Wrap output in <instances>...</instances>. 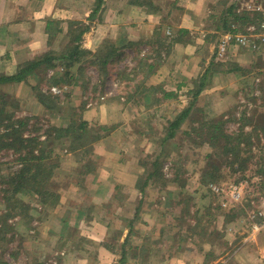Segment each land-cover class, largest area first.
Returning a JSON list of instances; mask_svg holds the SVG:
<instances>
[{"label": "crops", "instance_id": "obj_1", "mask_svg": "<svg viewBox=\"0 0 264 264\" xmlns=\"http://www.w3.org/2000/svg\"><path fill=\"white\" fill-rule=\"evenodd\" d=\"M105 1L89 19L96 0H0V75L13 76L22 63L47 52L49 45L59 40L67 43L69 26L84 28L81 39L85 50L99 54L104 43L118 48L108 75L99 76L97 66L90 67L97 70L93 72L97 78L88 81L91 85L85 93L90 95L97 89L103 90V85L118 75L114 68L129 63L130 70L119 74V80L127 86L126 91L133 94L123 97L124 102L108 97L104 105L98 104L100 108L108 109L109 114L112 109L115 112L116 109H144L147 112L143 124L148 127L159 120L172 122L174 112L181 114L190 105L188 93L194 89L192 80L204 74H201L198 48L205 43L208 45L211 34L227 33L229 24L224 26L222 21L228 10L219 8L228 9L234 0H150L153 7L149 6V10L128 0ZM239 3L235 2L237 7L232 4L234 13ZM183 29L191 32L195 43L172 41V38H183V32L180 35ZM165 42L168 47H159ZM239 49L234 48L238 52H231L227 61L236 62L240 67L243 64ZM138 61L168 65L164 64L147 82L140 83L145 74L141 73L137 79H133L132 74L138 70ZM232 77L237 87L243 84V76L238 78V72H214L211 84L199 98L210 101L212 109L222 113L229 107L227 101L234 88ZM34 85L36 79L32 77L28 83L17 87L18 95L21 93V99L27 104L22 108L25 112L33 108L42 110V106L34 102ZM6 86L8 84L1 87ZM138 87L144 91L155 90L152 98L156 99L146 96L136 100L133 95ZM78 94L81 95L79 89ZM162 94H170V97L179 94L183 100L172 102V97L167 104ZM119 102L123 105H117ZM166 108L172 109V115L162 116ZM86 114L91 120L96 111ZM125 129L112 131L103 138L98 153L95 150L87 159L74 161L75 180L61 187L64 189L59 192L61 199L56 214L40 218L50 223L47 227L50 238L46 236L44 245L46 249L50 246L48 251L53 255L62 252L61 264H264V232L258 236L252 234L250 216L239 220L228 217L238 210L223 213L216 209L218 205L232 208L241 204L223 207L220 199L218 202L212 195L213 201L199 198V206H206L202 211L207 212V220L210 219L206 233L196 225L195 218L191 219L192 224H186L185 219L189 217L182 213L186 196L182 188L188 187L190 182H178L182 177H170L165 168L163 173L169 180L166 183L144 181V176L148 178L153 171L140 164L151 132L143 129L137 135L132 127ZM97 154L100 162L92 171L94 164L90 159ZM71 174L74 175V171ZM196 183L199 188L201 183L198 180ZM207 191L213 194L208 186ZM210 209L218 213L211 214ZM243 229L245 232H241Z\"/></svg>", "mask_w": 264, "mask_h": 264}, {"label": "rangeland", "instance_id": "obj_2", "mask_svg": "<svg viewBox=\"0 0 264 264\" xmlns=\"http://www.w3.org/2000/svg\"><path fill=\"white\" fill-rule=\"evenodd\" d=\"M128 1L136 5L134 0ZM143 1L146 4L144 7H147L148 10L150 9L149 6L153 7V4L150 5V0ZM239 1V8L237 9L238 14L236 13V15L250 14L252 17V14L247 11H243L242 14H239V9L242 5L246 4L248 0H234V3L230 2L228 9L226 7L224 8V6L219 8L222 11L228 10L223 14L224 20L222 24L224 26L228 23L227 18L234 15L233 11L232 13L229 11L230 7L232 4L237 7L235 2L238 3ZM105 2L106 1H104L103 5ZM95 12L96 10L92 12L89 19H91ZM231 19H233V17H231ZM248 22H241L242 24L236 23L235 25H239V28L243 29ZM216 31L219 32L221 30ZM181 33L183 36L182 39L172 38V41L175 43L179 41H183L184 43H195L191 37L190 31L183 29ZM223 35L221 33L211 34L208 39V45L205 43L201 48H198V55H200L199 61L201 60L199 64L202 66L201 70L203 71L201 74H204L201 78L198 77L192 80L194 89L188 93L190 97L189 104L195 103V111L188 119L184 120L181 127L176 131L175 137L170 139L171 142L168 143L167 146L165 145V140L168 137V132L166 130L170 123V119L166 121L159 120V123L150 124L148 127L146 124H143L147 112L144 109H116V112L112 109L109 114L108 109L100 108L101 105H98L105 104L108 97H116L121 100L123 97L129 95L130 92L126 91L127 86H124L125 83L119 80V74H126L128 73L127 70H130V68L127 67L130 65L129 63H121L114 68V71H117L118 75H114L112 77L113 79H111L108 84L105 83L103 85V90L100 91V89H97V91L94 92L95 94L97 93L96 97L95 94L90 93V95H88L85 93L86 89L91 85L88 81H91V79L96 80L97 78V75L93 73L97 71L94 70L95 66L98 68L99 72L97 71V73L99 76L103 74L108 75L111 68L110 65L114 62L105 65L104 60L107 59L110 53H116L118 49L111 43H104L101 52L94 55L84 49L82 45L83 40L81 39L80 49L83 53L79 55L80 57H78V54L75 55L71 53L69 57L67 55V57L63 59H56L54 62L55 67L49 69L46 72V76L44 75L41 79L34 78L36 79V85L33 87L31 86L34 94L33 98L34 102L37 101L38 104L42 106L41 111L34 108L30 112L22 110L23 106L26 107L27 104L25 100L21 99V93L19 95L17 93L20 91L17 88L20 85L19 83L8 84L5 89L0 86V91L4 95V97L0 95V108L4 109V115L2 116L3 123L1 124L0 122L1 144L11 142V140H9L11 138H8L6 135L12 129L11 125H13V128L18 129L19 127L21 128L20 122L25 121L27 126L21 128L24 138L38 139L39 146L35 147L33 151L35 155L39 154L40 148L51 151V154H48V159L44 161V164L45 166L51 164V168L54 170L50 178L49 172H38L34 181L29 180V177L24 175L25 182L21 183L24 185L19 188L12 182L10 177L19 169V166H22L18 158L27 155L28 150L26 151L25 149L16 153L13 148L0 147V264H38L39 262H43V264L62 263V258H60L62 252H57L58 254H55V256L48 251L51 250L48 248L50 246L48 245L46 249L44 245L47 239L46 236L50 238L47 233V227L50 223H47L48 219L46 221H41L40 218L48 214H56L57 206L61 199L59 194L61 187L75 180L76 170L72 168L77 167H75L74 161L84 158L87 159L90 155H94L95 150H97L98 153V145L101 143V140L112 131H116L120 128L125 129L132 127L137 135L143 129L144 132L146 129L151 132L149 137L150 141L145 145L140 156V164L143 168H153L152 164L158 157L156 154L159 153L160 155V152L164 150L169 151V154L167 153L168 155H163L159 160L162 168H165V172L168 173L170 177H172V175L173 178L176 176L182 177L178 182H186L187 180L190 182V184H187L188 187L184 186L182 188L186 195L183 197L185 200L182 206V213L187 212L186 216L189 217V219H185L187 222L184 221L186 224H192L191 219L195 218L196 222H198L197 226L203 228V232L205 231L210 219L207 220L208 216L206 218L204 217L206 212L202 211V207L206 206H199V198H205L206 201H208V199L213 201L211 199L212 195L216 201L220 202L219 198L207 191V186L210 184L221 185L222 183L227 184L230 182H246L243 201L239 209H237V212L228 215L231 219L236 217L235 219L239 220V218L242 217H253L259 210H264V47L262 46L259 51L240 48L243 66L239 67V65L237 66L238 63L227 61V57L231 52H238L234 51L235 47L227 50L226 55L223 57L218 55V47ZM74 36H79L80 38L78 28L74 31ZM66 38L67 43L64 40H59L57 43L49 45V50L41 55L51 54L56 56V54H52L51 52L53 51L60 54L68 48L67 46L70 47V45H72L70 50L75 46L78 47V41L70 43L69 34ZM166 43L167 42H165V44H160L159 47H168ZM138 62V70H135L136 72L132 74H134L133 79H137V76L141 73L145 74L140 83L147 82V80L165 64L163 62L159 64L158 61L150 64L144 61ZM165 65H168V63ZM150 66L155 67L151 69L152 72L149 71ZM56 67L57 69L55 70ZM236 69H238V71H236ZM222 71L232 73L238 72V78L243 76V84L241 85L240 83L237 87L232 77L231 83L236 89L233 88V91L230 93V98L227 101L229 104L228 109L219 113L218 110L212 109L210 101L205 98H199L201 94L198 97L194 95L200 89L202 79L204 80V91L208 84H211L214 72ZM236 78L237 77H235V79ZM59 79L64 80V82L62 81V84L59 85L52 82L53 80L57 81ZM35 86L38 89H42L45 94L51 95L53 100L50 102L57 104L58 108L50 109L46 103L40 101V99L37 98V91L34 90ZM54 88L60 91L55 92L53 91ZM78 89L81 95L78 94ZM155 93V90L150 89L149 91H144L138 87L137 92H135L133 96L136 100L138 98H146V96L155 100L156 97L152 98ZM132 94L133 93H130V96ZM83 96H85V99H83ZM162 97L161 98L166 101L167 104V101L172 97V102L178 103L183 100L179 94L176 96L172 95V97H170V94H168V96L167 94H162ZM121 101L124 102L123 100ZM117 105L123 104L119 102ZM187 108L188 107L184 110ZM90 110L96 111L94 119L91 120L86 117V112ZM171 111V108L162 110V116L163 114H166L164 117L172 115L170 113ZM126 112L128 113L126 114ZM107 114L110 117H103V115ZM180 115V113L175 114L174 112L173 121ZM9 116L11 120L8 119ZM108 118L109 120H106ZM123 119L126 121H122ZM218 119H222V122L219 123L222 124L221 126L225 134L227 133L235 137L241 135V141L243 142H241L240 151L242 152L243 162L237 163L232 167L224 162H222V165L218 163L221 165V168H219L220 171L218 172V180L221 181L203 184L201 173L204 168L214 161H221V159L226 161L228 156L224 154L220 159L218 155L221 154V150L218 149L220 153L217 151L216 155V149L208 144H203L202 139L199 138L196 133H193L191 128L193 126H199L202 122L212 127L218 124L216 123ZM83 124L86 134L82 139H79L78 128H81ZM9 127H11V129ZM193 138H195V142ZM40 143H43V145ZM236 143L237 142H234V144ZM211 155L216 156L210 160L208 156ZM98 157L99 155L97 154L95 157L96 160L95 158L90 159V162H92L91 164H94L91 165L92 171H95L100 162ZM73 171L74 175L71 174ZM145 178H147V176H144V179ZM195 180L201 183L199 188L196 187V182L194 183ZM33 187L37 188L36 191ZM45 189L55 193L53 199H50V197L45 194ZM56 201L58 202L56 203ZM197 210H199L198 214L196 213ZM210 211L211 214L218 213L217 210L212 211V209H210ZM195 214L197 216H195ZM248 223H250L251 227V222L249 221ZM241 232H245V229L241 230ZM54 240L62 242V240Z\"/></svg>", "mask_w": 264, "mask_h": 264}, {"label": "trees", "instance_id": "obj_3", "mask_svg": "<svg viewBox=\"0 0 264 264\" xmlns=\"http://www.w3.org/2000/svg\"><path fill=\"white\" fill-rule=\"evenodd\" d=\"M105 0H96L95 3V10L96 12L102 7L103 3ZM136 4L138 3V5L140 6H145V2L142 0H137V2H135ZM235 7L231 6L230 7V12L232 13V10H234ZM232 9V10H231ZM95 12V13H96ZM234 15L229 16V18H227L229 27L227 28V32L229 31H234L232 28L233 24H242L243 22H248L251 21V16L250 14H242L240 16H237L236 13L233 12ZM231 17H233V19H231ZM242 22V23H241ZM51 23V22H50ZM227 27V26H226ZM68 33L70 35V43H73L75 41H78V47L75 46L73 47L71 50L70 48L72 47V45L67 46L68 48L64 50V52L62 53H56V52H51L52 54H56L55 55H51V54H44L41 56H38L36 58H34L33 60L29 61V62H25L22 63L17 71V73L13 76H5V75H0V86H3L5 84H11V83H28L30 78H36V79H41L43 77V73H46L49 69L55 67V60L56 59H63L64 57H69V54L74 53L75 55L78 54V57H80L79 55L81 53H83V51H81L80 49V43H81V34L85 31V29L83 28H78V34L79 36H74V31L76 29L72 28V27H68ZM181 33V31H180ZM73 54V56H74ZM89 54V53H88ZM71 57V56H70ZM114 57V52L110 53L107 57L106 60H104V64H108L112 62V58ZM94 64V63H93ZM70 65V64H69ZM68 65V66H69ZM155 67L150 66L149 67V71H151V69H153ZM103 69V68H102ZM152 72V71H151ZM62 81L64 82V80H53L52 82L55 83L56 85L62 84ZM203 87H204V80L202 79V83L200 84V89L195 93V97H198L202 91H203ZM34 90L37 91V98L40 99V101L46 103V105L50 108V109H56L57 104H55L54 102H50L53 100V97L51 95L45 94L42 89H38L36 86L34 87ZM0 95L2 97H4L3 93L0 91ZM6 104V103H5ZM3 108H0V122L1 124L3 123L2 121V116L4 115V109L3 112L1 113ZM55 111V110H53ZM58 111V110H56ZM195 111V103H191L188 108L186 110H184L181 115L175 120L169 123L168 128H167V132H168V137L165 140L166 141V146L168 143L171 142L170 139H173L175 137V133L176 131L181 127L182 123L184 122V120L188 119L190 117V115H192ZM9 120H11V117H8ZM12 122V121H11ZM214 122V121H213ZM222 122V119H218L216 123V125L208 126V124L202 122L199 126H193L191 129L193 130V133H196L197 136L199 138L202 139V143L203 144H208L209 146L213 147L214 149H216V155H217V151L219 152L218 149L221 150V154H219V158L221 159L224 154H226L228 156V158L226 159V161L222 160L221 161H214L210 164L207 165L206 168H204L203 172L201 173V180L203 182V184L206 183H213V182H220L221 180H218V172L220 171L219 168H221L222 162H224L225 164H227L228 166H235L237 163H241L243 162L242 160V152L240 151V145H241V135L238 136H231L229 134H225L223 129H222V124L219 123ZM20 126L21 128H23L24 126H27V123L24 122H20ZM9 127L11 129V131L6 134L8 136V138H11L9 140H11V142H5L2 143V140L0 139V147L2 146V148H13L15 149V152H20L21 150H28L27 155L21 156L20 158H18V160L21 162V167L19 166V169L14 172L12 174V176L10 177V179L12 180V182H14L16 184L17 187L21 188L24 184H21L23 182H25L24 180V175H27L29 177V180H33L35 179V177H37L38 172L41 173V171H46L49 172V178L52 177L54 170H52L51 168V164L45 166L44 161H46L48 159V154H51V151H46V149L44 148H40L39 149V154L35 155L33 153V151L35 150V147L39 146V141L36 138H24L23 136V130L19 127L18 129ZM211 132V133H210ZM192 133V132H191ZM192 133V134H193ZM86 134V130L84 128V124L83 126L80 128H78V138L82 139ZM241 134V133H240ZM5 138V137H4ZM193 141L195 142V138H193ZM234 142H237L236 144H234ZM41 145H43V143H40ZM169 146V145H168ZM74 148V147H73ZM78 149V148H75ZM53 152V151H52ZM169 151L164 150L160 153V155L156 158V160L154 161V163L152 164L153 166V171L150 173L149 177L144 179L145 180H154V181H158L161 184L166 183L168 180V178L165 177V174L163 173V168L159 163L160 158L163 155H168ZM220 153V152H219ZM214 155V156H216ZM213 155L208 156L209 159L211 160V158H214ZM229 160V163H228ZM218 163H221V165H219ZM55 167V166H54ZM40 168V169H39ZM42 168V169H41ZM179 178V176H177ZM218 180V181H217ZM143 181V182H144ZM18 183V184H17ZM20 183V184H19ZM33 189L36 191L37 188L33 187ZM46 190V189H45ZM45 194L50 197V199H53L55 193L49 192L48 190H46ZM58 201H56L57 203ZM216 209H221L223 210L222 212L224 213V211H229L231 210L232 212H235L237 209H239V207H232V208H220V206L218 205V207ZM187 212H184V214H186ZM197 214L199 212H196ZM197 216V215H195ZM208 216V213L206 212V214L204 215V217L206 218ZM198 224V222H197ZM196 224V225H197ZM189 226V225H188ZM206 233V232H204ZM38 264H43V262H39Z\"/></svg>", "mask_w": 264, "mask_h": 264}, {"label": "built area", "instance_id": "obj_4", "mask_svg": "<svg viewBox=\"0 0 264 264\" xmlns=\"http://www.w3.org/2000/svg\"><path fill=\"white\" fill-rule=\"evenodd\" d=\"M247 11L252 14L249 21L243 29L239 25H233L234 31H229L223 35L221 43L218 47V55L223 57L227 50L232 47L244 48L252 50H261L264 47V0H248L241 6L239 14ZM53 91H60L54 88ZM258 95V93L256 92ZM246 182H230L227 184H210L208 189L220 199L223 207L229 205L236 206L243 201ZM251 232L254 236H258L264 232V210L261 209L257 213L250 216ZM264 262V256H263Z\"/></svg>", "mask_w": 264, "mask_h": 264}]
</instances>
